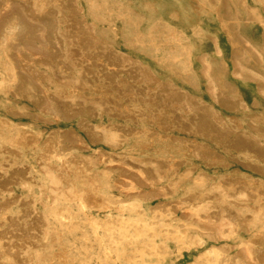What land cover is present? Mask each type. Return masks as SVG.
Masks as SVG:
<instances>
[{"label": "bare ground", "instance_id": "1", "mask_svg": "<svg viewBox=\"0 0 264 264\" xmlns=\"http://www.w3.org/2000/svg\"><path fill=\"white\" fill-rule=\"evenodd\" d=\"M191 1L194 12L186 14L193 25H200L202 9L213 10L230 44L227 62L220 66H214L206 51L195 55L207 99L161 77L149 64L99 35V27L106 26L108 0H0V92L12 100L0 103V264H75L57 243L62 232L79 231L70 202L90 229L81 240L105 254L98 264H163L157 239L202 242L205 237L213 243L197 264H264V179L239 174L233 167L211 179L205 170L192 176L193 165L187 159L211 165L235 161L264 174V133L248 130L237 114L250 107L237 83L253 74L243 50L255 48L240 31L238 7L233 8L232 0ZM259 1L264 11V0ZM80 2L86 3L87 13ZM131 4L124 7L130 9ZM254 13L249 12L247 19ZM160 15L156 13L157 18ZM258 20L264 23L263 18ZM158 31L165 37L176 35L167 25ZM206 36L214 53L225 56L220 38ZM174 40L179 53L191 59L190 43ZM174 54L169 52L167 58ZM255 54L261 59L256 50ZM192 84L198 89L197 82ZM255 89L264 96V81ZM101 112L109 114L104 123ZM95 117L98 122H93ZM59 121L68 124L62 127ZM142 121L152 122L151 130L143 132ZM12 122H17L13 129ZM40 122V127L30 125ZM251 122L253 128L259 129V123L263 128L264 116L255 115ZM173 128L178 134L171 132ZM159 130L176 143L181 155L163 156L162 151L134 155V147H123L128 142L152 146ZM187 135L202 136L225 152L240 154L223 155ZM21 146L37 148L34 162L41 179L29 173L28 163L17 160ZM90 147H97L94 154L82 151ZM4 164H10L8 170ZM181 165L182 176L198 185L207 183L209 189L184 188L173 195L179 181L172 179V170ZM34 183L52 203L49 215L36 209L31 198L12 190L15 184L30 188ZM14 202L20 205L17 212L11 211ZM92 206L103 210L102 219L91 215ZM126 211L132 214L127 216ZM49 216L59 226L54 227ZM104 224H109L107 243ZM239 230L247 237L236 249L220 241ZM50 247L56 253L44 258ZM82 252L89 250L83 247Z\"/></svg>", "mask_w": 264, "mask_h": 264}, {"label": "rangeland", "instance_id": "2", "mask_svg": "<svg viewBox=\"0 0 264 264\" xmlns=\"http://www.w3.org/2000/svg\"><path fill=\"white\" fill-rule=\"evenodd\" d=\"M127 2L132 3V7L130 9L125 8L124 4ZM233 8L235 6L238 7V15L239 20L237 24L240 28L241 33L253 44L257 53L261 55V59H258L255 50H243L244 61L246 63L247 69L249 72L253 74H248V77L245 80H239L237 83L239 84V88L242 89L244 95L250 102V107L246 111H238V115L242 118L244 126L252 131V132H262L264 133L263 128L260 127V123L258 124L259 129H255L251 125V120L255 115H263L264 116V96L257 93L255 86L257 82L264 81V23L259 22V18L264 19V11L262 10V6L259 0H232ZM108 11L105 12V21L106 26L104 28L99 27L98 33L106 40L111 42L112 44L118 46L120 50L127 52L128 54L139 58L146 64H149L154 71H156L161 77L171 79L175 84L181 86L189 91L197 94L198 96L204 97L207 99V96L204 90L201 88L203 85V79L198 74V65L195 60V55L198 52L206 51L208 57L214 62V66H220L222 63L227 62V54L230 49V44L226 39L224 32L220 28V24L217 19L213 15V10L208 8H204L201 11L199 16L200 25H193L192 21L189 20L187 16V12H194L192 8L191 0H108V3L105 4ZM80 6L83 7V12L87 13V5L86 3L80 2ZM248 8V9H247ZM255 12L251 16V20L247 19L249 12ZM173 12V14H172ZM159 13H161L160 18L156 17ZM193 19L196 18L195 15H191ZM88 20L90 21L89 16L87 15ZM159 22L160 24H156ZM165 25L171 27L176 35L165 37L162 35L159 28H163ZM157 26V27H156ZM207 33L217 35L222 41L225 49V56L216 55L212 46L209 43L207 38ZM180 38L186 43H190V55L191 59L188 58L187 54L179 53V43L175 41V38ZM157 44H155V42ZM169 52L175 53V57L167 58ZM99 64H95L97 67ZM178 70L179 73H174L173 70ZM225 78L228 81H232L228 74H224ZM198 83V89L192 84ZM12 100H8L6 95L0 92V103H8ZM218 107V106H217ZM219 108V107H218ZM1 109V106H0ZM226 113L225 110H223ZM101 117L103 123L108 119L109 114L106 112H101ZM112 119L115 121H120V117H115L114 115H110ZM27 121H31L27 117ZM93 122H98L99 117L93 118ZM74 121V120H73ZM17 122H12L11 129L16 127ZM60 126H66L68 122H57ZM56 123V124H57ZM43 123L39 124H30L34 126L40 127ZM55 124V122L53 123ZM51 124V125H53ZM143 132L151 130V126L153 125L150 121H142ZM73 126V123L69 126ZM150 126V128L148 127ZM6 124H2V129H5ZM159 134L155 137L156 144L152 146L140 147V144H136L132 146V143L128 142L123 144L125 149H131L134 147V155H145V154H159L161 155V151L163 152V156H174V154L181 155L179 152H176L178 146L175 142L171 141V138L166 135L164 130H159ZM174 134H178L177 130L173 128L171 130ZM190 139L200 140L202 142H206L212 149L223 153V155H239L240 152H225L224 149L215 142L208 141L202 136H190L187 135ZM264 139V136H262ZM177 140V139H173ZM159 143H158V142ZM92 147V146H91ZM87 148L82 149L85 154H94L92 150H96L95 148ZM20 153L17 157L19 162L24 161L29 164L30 169L29 173H32V176L35 179H41L39 173L37 172L34 156L36 154L35 147H20ZM116 149H120V147H116ZM77 150V149H76ZM79 151V150H77ZM127 155V154H125ZM187 157V156H185ZM189 162L193 165V170L191 175H195L198 170H205L207 173L212 174L216 177L222 174L225 171H228V168L235 169L239 174H245L251 178H262L264 179V174H258L257 172L246 170L243 166L239 165L237 162L232 161L226 164L218 163V164H208L204 161L197 160L196 158L187 157ZM184 163V162H182ZM100 166H104V162H100ZM4 170H8L10 164H4ZM183 165L179 167L177 170H172L173 177L172 179H176L179 181L177 184L173 195H180L183 193L184 188H195L198 191L209 187L204 185H198L193 181L191 177L182 176ZM209 179V180H210ZM211 189V188H210ZM13 192L19 197L23 198H31L32 204L36 206L40 212L45 213L47 215L50 214L52 210V203L48 200L47 196L44 194V191L39 188L37 184H32L30 188L26 186H21L19 184H15L12 187ZM113 194L117 193V190L114 188L110 189ZM12 192V191H11ZM10 192H4L3 195L9 194ZM62 205L61 202H59ZM73 206L71 209L72 214H74L73 219L78 225V233L75 235L68 234L65 232L61 233V240H58L57 243L63 245L65 249L68 251L67 254L70 258L75 260V264H98V259H105L104 252H100L98 247L95 244L84 243L81 240V234L85 233L90 235V229L87 224V220L85 216L81 213L79 209L76 208L74 202H70ZM238 206L244 209L242 204H238ZM12 212H17L20 209V205L18 202H14L11 206ZM91 215L99 218H103L102 209L92 206L89 208ZM114 211V210H112ZM148 211V209H147ZM127 216L131 215L132 212L126 211ZM106 218V217H104ZM49 220L53 223V226H59L57 223L53 221L51 216H49ZM109 227V224H104V238L107 243L109 239V230L106 228ZM103 235V233H101ZM247 235L243 230H239L236 233H232L228 237L222 238L220 241L225 242L230 245L231 250L236 249L239 244L245 242ZM213 243L212 240L207 239L206 237L202 242L188 240L186 242H179L172 238H161L157 239V244L160 245L158 247V252H163L159 256L164 258L163 264H197L199 261L203 259L204 252L207 248ZM110 246V245H109ZM86 247L89 250V253L82 252V248ZM79 250L81 252H79ZM56 253V249L50 247L47 249V252L44 254V258L50 257ZM104 254V255H103ZM182 254V255H181ZM185 258L187 261H181L180 263H176V258ZM180 261V260H179ZM59 264H63L59 262ZM69 263V262H68ZM108 264H113L109 261Z\"/></svg>", "mask_w": 264, "mask_h": 264}]
</instances>
